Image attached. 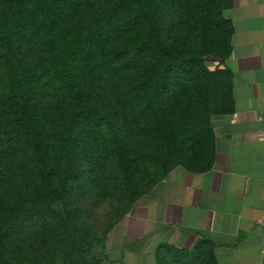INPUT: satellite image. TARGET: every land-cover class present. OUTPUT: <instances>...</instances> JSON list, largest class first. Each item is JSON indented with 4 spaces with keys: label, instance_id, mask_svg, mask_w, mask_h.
I'll use <instances>...</instances> for the list:
<instances>
[{
    "label": "trees",
    "instance_id": "trees-1",
    "mask_svg": "<svg viewBox=\"0 0 264 264\" xmlns=\"http://www.w3.org/2000/svg\"><path fill=\"white\" fill-rule=\"evenodd\" d=\"M232 4L0 0V264H34L30 244L48 235L77 264L72 188H102L108 166L128 186L154 173L128 211L176 167L212 168L210 118L234 111L233 79L206 62L231 55ZM165 259L215 264L206 241Z\"/></svg>",
    "mask_w": 264,
    "mask_h": 264
},
{
    "label": "crops",
    "instance_id": "crops-1",
    "mask_svg": "<svg viewBox=\"0 0 264 264\" xmlns=\"http://www.w3.org/2000/svg\"><path fill=\"white\" fill-rule=\"evenodd\" d=\"M223 15L233 26L231 55L206 64L230 70L234 111L210 118L213 166L176 167L136 200L99 264H165L169 249L200 241L213 246L215 264H264V0H233Z\"/></svg>",
    "mask_w": 264,
    "mask_h": 264
},
{
    "label": "rangeland",
    "instance_id": "rangeland-1",
    "mask_svg": "<svg viewBox=\"0 0 264 264\" xmlns=\"http://www.w3.org/2000/svg\"><path fill=\"white\" fill-rule=\"evenodd\" d=\"M102 176V188L88 182L80 188H72L71 214L75 224L81 228L84 239L79 250L75 252L78 253L77 264H99L103 260L108 234L117 226L118 219L127 214L133 194L143 192L152 185L154 173L142 166L140 174L130 186L114 166H108ZM123 226H117L113 233L114 238L122 233ZM113 243H116V240ZM30 246V260L34 264L64 263L66 248L59 235L57 239L48 235ZM110 256L114 255H107Z\"/></svg>",
    "mask_w": 264,
    "mask_h": 264
}]
</instances>
